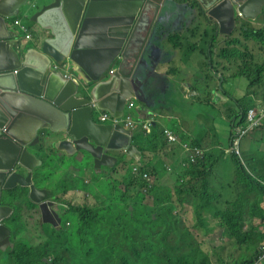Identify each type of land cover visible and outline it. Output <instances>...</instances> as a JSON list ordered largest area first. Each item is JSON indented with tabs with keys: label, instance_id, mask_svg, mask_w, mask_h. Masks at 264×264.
<instances>
[{
	"label": "trees",
	"instance_id": "1",
	"mask_svg": "<svg viewBox=\"0 0 264 264\" xmlns=\"http://www.w3.org/2000/svg\"><path fill=\"white\" fill-rule=\"evenodd\" d=\"M190 1L191 7L201 11L198 0ZM38 6L39 3L30 12H34ZM28 32L32 37L27 39L26 47L35 45L44 35V29L36 23L29 26ZM204 33L199 32L195 25L187 26L182 45L189 50L195 49L197 45L191 37H201ZM216 34L215 28L212 35L204 40L208 49L203 54V68L192 74L176 73L165 77L164 87L165 81L170 78L178 84L185 76H189V79L181 86L182 96L172 104L167 103L153 117L149 130L134 134L133 142L141 152L137 158L139 175L135 179L140 185H145L146 179L141 177L144 171L154 181L162 179L163 163H173L181 150L178 143L168 142L161 130L162 124L176 125L180 138L191 145H209L210 148L196 161L187 158L186 166L178 168L167 178L173 184L175 199L170 200L168 190L162 189L154 205L143 204L145 208L138 211L133 191L121 197L125 213L141 221L140 227L130 222L129 229L116 239L112 254L103 252L105 246L97 235L110 231V228L89 229L80 234L75 246L76 264H102L124 249H134L140 264H264V164L263 167H249L248 149L243 148L244 163L230 154L227 161L232 163V171L228 183L239 186L240 191L236 197L225 198L224 201H221L224 191L216 190L208 179V174L224 160L221 154L216 153L214 145L228 143L234 127L245 119L246 109L242 102L255 105L256 100L252 95L264 100V84L250 81L248 64L254 55L250 51L240 52L233 32L218 52V56L225 59L220 63L219 74L213 71V50L219 46ZM52 63L55 64V61ZM39 145H45L43 133H39ZM46 148L52 150L50 144H46ZM262 149L264 139L257 151ZM44 172L51 176L54 170H35L33 175L39 176ZM182 174H186V180H180ZM98 175L94 173L92 180ZM81 180L87 183L84 178ZM199 180L200 183L196 184ZM94 197L93 192L88 195L82 193V204H77L76 198H70L66 210L75 204L78 207L77 215L87 213L84 216L87 220L81 222L83 226L114 223L119 216L95 213L94 207L105 198L93 203ZM118 197L115 195L110 201ZM53 198L60 201L55 191ZM105 217L110 219L104 220ZM222 229L227 230V236L218 244H212L210 236ZM54 258L50 264L55 263ZM30 259L42 262L37 258Z\"/></svg>",
	"mask_w": 264,
	"mask_h": 264
},
{
	"label": "clouds",
	"instance_id": "2",
	"mask_svg": "<svg viewBox=\"0 0 264 264\" xmlns=\"http://www.w3.org/2000/svg\"><path fill=\"white\" fill-rule=\"evenodd\" d=\"M237 1L240 5H234L233 37L244 51H249L245 46V40L263 36L264 84V0ZM215 2L216 6L222 2L228 4V0H215ZM37 3L42 4L48 10L46 16L42 17V24L36 21L38 14L21 13L23 7L32 9ZM0 4L7 11L4 15L0 12L4 27L6 28L5 18L11 17L12 23L21 26V29L13 30L9 32V35L15 38L22 37L25 45L27 39L32 37L28 32L29 26L36 23L44 29V35L39 38L34 47L41 44L49 46L51 62H54L53 55L57 51L56 45L46 38L58 36L66 40V42L58 44L64 46L65 52L57 59L68 62L62 66L63 77L67 65L70 69V77H64L65 79H74V70L80 68L75 60V52L78 49L100 45L96 56L98 62L90 66V70L94 74L88 76L79 69L82 97L78 103L70 107L69 112L74 111V114L68 117L66 125L63 127L66 137L60 138L65 142H77L79 147L89 149L91 156L96 157L97 160L107 159L110 157L109 153H114L111 172L116 175L113 182H108V175L101 173L100 169H95L99 175L93 182L101 187L99 194L112 198L115 195L123 197L133 191L134 199L141 200L149 194L158 195L162 189H166L170 200L175 199L173 184L167 178L178 168H184L187 163L186 159H189L188 153L182 151L178 142H171L178 143L181 147L175 161L164 163L173 165L181 157L185 160V164L179 165L166 176L163 163L161 171L163 178L155 181L170 182L172 194L168 188H161L159 192H149L140 199L135 197L133 188L140 185L135 179V176L139 175L137 158L141 154L133 142L135 127L141 126L143 132H147L153 117L167 105L169 91L163 86L165 77L176 73L192 74L198 70L199 56L194 49L189 50L182 45L189 21L215 20L217 13L214 12L210 19L208 8L200 4L201 11H198L191 5L177 0H0ZM14 15L19 16L21 21ZM261 16H263V29L255 25L256 20ZM15 18L19 20V23L13 22ZM73 44L76 45L74 49ZM216 73L219 74L218 71ZM250 81L260 83L252 74H250ZM252 96L255 100L257 98L263 100L262 97ZM244 102L246 101H243L242 104ZM13 104L9 94L4 93L0 88V134L5 133L9 127H17L21 124L18 111L24 112L25 110L16 108ZM120 104L126 106L123 115H120L121 112L118 110ZM243 106L246 109L244 104ZM244 122L245 119L242 123ZM164 125L162 124L161 130ZM169 127H174L177 132L176 126ZM263 127L264 124L250 131ZM99 129L105 131L102 137L95 136ZM244 138L240 142L242 159L233 153L217 151L218 146L226 145L231 140L225 144L214 145L216 153L233 154L244 163L245 157L241 146ZM130 144H133L134 148L130 147ZM202 147H207L204 153L210 148L209 145ZM183 154L185 155L183 156ZM261 154L264 156V149L261 150ZM16 163L19 166H16ZM16 163L15 167H20V162L16 161ZM132 165L136 166V173L129 171ZM142 174L141 177L145 178ZM75 175L81 174L76 173ZM182 176H185V179H181ZM148 178L152 180L149 174ZM186 178V174L180 176L182 181ZM145 179L147 184L148 180ZM84 180L90 181L89 178H84ZM95 180L97 181L95 182ZM76 190L79 191L78 188ZM84 194L88 195V192H84ZM97 198L98 200H96ZM78 199L82 204V199ZM5 202L6 195L0 189V208L6 207ZM92 202H100V197H94ZM49 203L52 205V201ZM8 214L0 213V227L6 233L5 240L0 243V264H43L25 255L15 254L14 245H8L9 227L4 219ZM220 236L221 233H214L211 237L217 239ZM11 252L13 253L11 254ZM102 264L140 263L134 249H124Z\"/></svg>",
	"mask_w": 264,
	"mask_h": 264
},
{
	"label": "crops",
	"instance_id": "3",
	"mask_svg": "<svg viewBox=\"0 0 264 264\" xmlns=\"http://www.w3.org/2000/svg\"><path fill=\"white\" fill-rule=\"evenodd\" d=\"M38 8V7H37ZM36 8V9H37ZM35 9V10H36ZM6 9L0 4V12L5 11ZM34 10V11H35ZM30 8H22L21 13H30ZM4 14V13H2ZM15 17L19 16L14 15ZM5 18V22L6 19ZM21 21V19H20ZM16 29H0L1 34H9L13 30H20L21 26L17 25ZM100 48V45H92L84 47L85 50L97 51ZM90 58L91 66L97 64V58L93 54H86ZM88 62V59H85ZM77 62V61H76ZM78 63V62H77ZM78 67L79 64L77 65ZM79 69L87 74L89 73L82 67L78 68V72H74V80L77 82L78 87L74 93L76 97H82V91L79 85L80 76ZM53 71L50 68L47 71V74H50ZM213 71L216 73L220 71V68L217 66L213 67ZM45 73L42 72L41 77ZM31 82L35 85H41V80L36 76L31 77ZM69 103H72L70 101ZM74 105V104H73ZM72 106V105H71ZM70 109V108H69ZM118 110L121 112L120 115H123L126 111L125 104H120ZM26 114L20 115L21 125L17 127L18 133L27 134L31 127L33 126V118L30 112L24 111ZM176 126V125H174ZM135 133L142 134L143 130L141 126L135 127ZM48 140L45 141L44 147L38 145V149L35 151L38 157L42 160L38 169L35 170H54V173L51 176H48L46 172L39 176L33 175L32 172L20 164V167L16 168L15 163L17 160L13 159L11 162L12 167L3 169L0 171V189L6 195V202L3 208H0V213L8 214L4 219L7 226L9 227L8 245L13 244V250L15 254L23 252L22 255L31 258H37L44 262L45 264H50L52 258L55 257V252L57 246H60L61 251H69L74 249L77 243V238L80 234L85 233L89 229L102 230L101 224L97 223L94 227H88L81 225V222L87 220L84 216L87 213L82 215H77L76 209L66 210V204L70 198H80V195L84 192H93L95 197L98 196L101 198L104 197L99 194L101 187H98L92 180L93 174L96 173L95 169H100L101 173L108 175V182H113L115 179V173L111 172L112 166L114 164L113 154L109 153V158L103 160H97L96 157H92L89 149L85 147H79L77 142L72 144L65 145L66 153L64 155V162L61 165H55L47 159V154L51 151H48L46 144H50L53 147V140L65 138V131L63 127L48 130L47 131ZM264 129H255L248 133V135L242 141V149H248L247 153V162L249 167H263L264 158L263 155L256 153L260 142L263 141ZM71 139V138H70ZM97 142L96 139H94ZM0 153L2 149L0 147ZM3 157L8 158L5 153H2ZM185 154H183L184 156ZM230 154L222 155L224 160L218 163L214 169L208 174V179L210 184L219 192L224 191V194L221 196V201H224L225 198L236 197L239 194L240 188L237 185H229L228 177L232 171V163L227 161V157ZM23 167V169H21ZM81 175H75V174ZM82 178H89L90 181L87 183L82 182ZM97 180H95L96 182ZM199 180L196 184H199ZM32 182L37 189V196L46 197L49 210L45 215V218L38 212L36 204L31 200L28 194V187H23L22 183ZM226 184V187L223 185ZM79 189L77 191L76 189ZM53 191L57 192L60 201H55L53 198ZM105 200L100 204L94 207L95 213L99 215H111L107 210L106 205L110 204L111 201L104 197ZM49 201H52L50 205ZM110 219V217H105L104 220ZM227 236V235H226ZM6 233L0 227V243L5 240ZM41 241V242H40ZM35 246V248H33ZM13 252H11L12 254ZM1 254V249H0ZM41 254V255H40ZM56 258L53 259L55 261Z\"/></svg>",
	"mask_w": 264,
	"mask_h": 264
},
{
	"label": "water",
	"instance_id": "4",
	"mask_svg": "<svg viewBox=\"0 0 264 264\" xmlns=\"http://www.w3.org/2000/svg\"><path fill=\"white\" fill-rule=\"evenodd\" d=\"M199 3L207 8L204 0H198ZM234 5H240L237 0H228L216 6L217 13L213 20L217 33L228 35L232 32L234 26ZM7 11H2L6 14ZM38 14L36 21L42 24V17L46 16L48 10L42 4L33 12ZM2 14V15H4ZM0 15V29L5 28ZM46 40L59 46L60 42H66L58 36H49ZM73 49L76 45L73 44ZM97 56L98 51L78 49L75 52V60L79 66L84 68L89 75L94 72L90 70L91 61L86 54ZM49 46L41 44L38 47L27 48L23 43V38H15L9 34L0 33V88L4 93L9 94L16 108L30 112L33 118V126L27 134L16 132L17 127H9L5 133L0 134V147L2 153L8 158L3 157L0 153V171L11 168L13 159L27 168L29 172L39 168L42 160L36 154L39 145V133H43L45 141L48 140L47 131L64 127L70 115L74 111L69 112L71 105L80 101L75 96L78 87L77 82L73 78L65 79L62 76V68L55 66L49 57ZM60 57L56 51L53 55L54 59ZM88 59V62L85 61ZM98 62V61H97ZM52 68L53 71L47 74ZM45 73L43 77L41 74ZM74 72H78L77 69ZM36 76L41 80V85H35L31 82V77ZM72 101V103H69ZM19 116L25 115V112L18 111ZM154 121V120H152ZM104 129H99L95 134L97 137L104 135ZM72 144L71 141L65 142L64 139L53 140V149L47 154V159L55 164L61 165L64 162L66 153L65 145ZM130 147L134 148L133 144ZM23 187H28V194L32 201L35 202L38 212L45 218L49 206L45 195L37 196V187L32 182L22 183ZM130 207H132L130 205Z\"/></svg>",
	"mask_w": 264,
	"mask_h": 264
},
{
	"label": "rangeland",
	"instance_id": "5",
	"mask_svg": "<svg viewBox=\"0 0 264 264\" xmlns=\"http://www.w3.org/2000/svg\"><path fill=\"white\" fill-rule=\"evenodd\" d=\"M195 25L196 28L199 30V32H205L201 37H191L192 40L196 43L197 47L194 49L196 54L200 58L199 62V68L204 67V62H203V54L204 51H206L208 48L204 44V40L206 38H209L212 33L214 32L215 27L211 26V24L206 23L204 20L198 19V20H190L189 21V26ZM6 27L7 29H16L18 26L12 23L11 17H8L6 19ZM187 31V30H186ZM231 34V33H230ZM216 38H221L222 35L218 33V35H215ZM222 46H225V42H220L218 47H214V55H213V60L215 61V66L220 68V63L224 62L225 59L218 56V52H220V48ZM241 48V51H243V48ZM198 68V69H199ZM177 77V75L175 76ZM179 77V75H178ZM189 79V76L183 77L181 80V83L178 84L177 82L173 81V78H170L169 80L165 81V87L169 91V97H168V103L172 104L173 101L177 97L182 96V90L181 86L183 84L187 83V80ZM166 107V106H165ZM264 138V136H263ZM256 153H259L262 157L261 151H256ZM264 158V156H263ZM23 169V167L21 168ZM160 193L158 195L155 194H149L142 198L141 200H136V206L138 207V211L144 209L145 207L143 204H149V205H154L159 197ZM120 196V195H119ZM109 200H112L110 197H106ZM121 196L114 199L110 204L106 205L107 210L111 213V215H117L119 218H117L114 223L110 224L108 222H102L101 228L102 230H108L110 228V231H105L104 233H98V237L102 238V243L104 244V253L105 254H112L114 253V249H112L113 245L116 243V239L120 237L126 230L129 229V223L130 222H135L136 226L140 227L141 221L136 220L135 218L129 216L127 213H125V209L123 208V203L121 201ZM174 211V209H173ZM216 233H221V236L218 237L217 239H213L211 236L209 238V241L212 244H218L220 241H222L223 238L226 237L227 235V230L224 229V231L216 232ZM41 242V241H40ZM75 251L76 248L71 249L69 251H61L60 246H57L56 252H55V263L54 264H76L75 263Z\"/></svg>",
	"mask_w": 264,
	"mask_h": 264
},
{
	"label": "built area",
	"instance_id": "6",
	"mask_svg": "<svg viewBox=\"0 0 264 264\" xmlns=\"http://www.w3.org/2000/svg\"><path fill=\"white\" fill-rule=\"evenodd\" d=\"M13 22L19 23V20L15 18ZM63 75L64 77H70L69 65L65 68ZM256 100L257 104L254 106H248L246 102L243 103L246 106L245 122L235 127L233 131V138L228 144L218 146L217 151L219 153H233L242 159V150L240 148L241 140L251 129L263 126L264 124V101L260 98H257ZM162 130L167 136L168 141L178 142L181 145L182 151L188 153V157L191 161H195L198 156L201 157L207 149V147L192 146L187 141L181 140L174 127L164 125ZM184 164L185 160L181 157H179L178 161L173 165L164 163V172L166 173V176L173 172L179 165ZM16 166H19L18 163H16ZM129 171L136 173V166L132 165ZM142 175L147 178L148 181L144 186L138 185L136 188H133L135 190L136 198L140 199L149 192L157 193L161 188H168L170 190V194H172V184L170 182H165V180H161L159 182L152 181L148 178L147 172H143ZM181 179H185V176H182ZM96 200H98V198ZM77 203L80 204L81 200L78 199Z\"/></svg>",
	"mask_w": 264,
	"mask_h": 264
},
{
	"label": "bare ground",
	"instance_id": "7",
	"mask_svg": "<svg viewBox=\"0 0 264 264\" xmlns=\"http://www.w3.org/2000/svg\"><path fill=\"white\" fill-rule=\"evenodd\" d=\"M204 4L210 11V19H212L216 9L215 0H204ZM255 25L263 29V16L256 20ZM245 46L254 55V59L248 64V71L263 85V36L247 38ZM70 208L78 209L75 204L70 205Z\"/></svg>",
	"mask_w": 264,
	"mask_h": 264
},
{
	"label": "flooded vegetation",
	"instance_id": "8",
	"mask_svg": "<svg viewBox=\"0 0 264 264\" xmlns=\"http://www.w3.org/2000/svg\"><path fill=\"white\" fill-rule=\"evenodd\" d=\"M172 1H173V0H172ZM177 1H179V2H181V3L189 4V5L192 4V2H191L190 0H177ZM205 22L211 24V26H214V27L216 28V26H215L213 20H205ZM234 23H235V19H234ZM36 33H37V29H36ZM217 35H218V33H217ZM229 35H230V34H228V35H222V37L219 38V39H217V41H218L219 43H220V42H226V40H228ZM34 46H35V45H33V46H28L27 48H33ZM56 50H57V52L59 53L60 56H63V54H64V52H65V48H64V46H56ZM54 61H55V64H54V65H55V66H58V67H60V68H62V66H63L65 63H68L67 61H58L57 59H54Z\"/></svg>",
	"mask_w": 264,
	"mask_h": 264
}]
</instances>
